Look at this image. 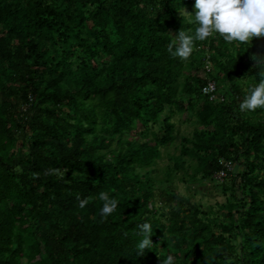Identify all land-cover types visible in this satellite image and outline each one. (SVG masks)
Masks as SVG:
<instances>
[{
    "label": "trees",
    "instance_id": "16d2710c",
    "mask_svg": "<svg viewBox=\"0 0 264 264\" xmlns=\"http://www.w3.org/2000/svg\"><path fill=\"white\" fill-rule=\"evenodd\" d=\"M194 3L0 0V264H264V109L239 107L264 76V37L173 57ZM180 173L214 180L225 213L181 194ZM103 191L119 201L106 218ZM145 220L154 245L139 255Z\"/></svg>",
    "mask_w": 264,
    "mask_h": 264
},
{
    "label": "clouds",
    "instance_id": "9594fccd",
    "mask_svg": "<svg viewBox=\"0 0 264 264\" xmlns=\"http://www.w3.org/2000/svg\"><path fill=\"white\" fill-rule=\"evenodd\" d=\"M195 12H189L182 7L184 18L195 24L194 31L179 30L176 40L169 44L168 52L173 57L188 59L192 56L197 41H205L210 37L222 36L227 42L248 43L253 38L264 37V0H195ZM252 59L258 62L260 68L264 65V54H253ZM241 111L264 109V76L259 83L250 88L249 93L239 105ZM49 174L60 173L59 168L48 170ZM103 201L100 209L103 217L110 216L119 205V201L108 191L100 193ZM87 198L79 200L81 208L87 205ZM142 239L138 243V254L151 250L154 245L152 236L154 228L150 221L145 220L138 225ZM175 257L169 254L161 264H174Z\"/></svg>",
    "mask_w": 264,
    "mask_h": 264
},
{
    "label": "rangeland",
    "instance_id": "374dc122",
    "mask_svg": "<svg viewBox=\"0 0 264 264\" xmlns=\"http://www.w3.org/2000/svg\"><path fill=\"white\" fill-rule=\"evenodd\" d=\"M223 94L226 93V89H223ZM220 95V94H219ZM179 115L175 118L177 123L178 132L181 134H189L193 129V125L188 122L179 123ZM181 119V117H180ZM180 133L178 136H180ZM175 146H179V138L175 143ZM175 146L171 145L168 147L162 148L163 156L162 159L158 162L160 167H165L171 161L168 158L167 152H174ZM238 170V166L232 168V171L236 172ZM180 177H183L180 179ZM175 184L177 186L178 191L183 195H194L195 200L201 202L203 204V209L206 211L212 210L213 212H218L219 214H224V209L219 207V203H224L226 200V195L222 191V189L218 186V184L214 180H196L192 181L188 178V176L184 177L182 173H180L176 180ZM187 210L185 213H188ZM157 250H162L161 245L156 246Z\"/></svg>",
    "mask_w": 264,
    "mask_h": 264
},
{
    "label": "built area",
    "instance_id": "2783aa9c",
    "mask_svg": "<svg viewBox=\"0 0 264 264\" xmlns=\"http://www.w3.org/2000/svg\"><path fill=\"white\" fill-rule=\"evenodd\" d=\"M215 89H216V83L213 80H209L207 85L203 86L202 92L205 94H209V93L213 92ZM224 166L226 168H232L231 164L228 162H225ZM224 176H225V171H223V170L216 174V177L221 179V180L223 179Z\"/></svg>",
    "mask_w": 264,
    "mask_h": 264
}]
</instances>
